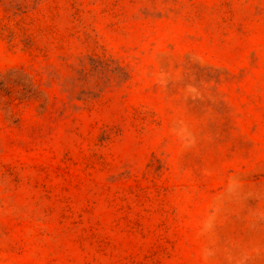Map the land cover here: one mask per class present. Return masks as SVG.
Segmentation results:
<instances>
[{
  "label": "rangeland",
  "instance_id": "1",
  "mask_svg": "<svg viewBox=\"0 0 264 264\" xmlns=\"http://www.w3.org/2000/svg\"><path fill=\"white\" fill-rule=\"evenodd\" d=\"M0 264H264V0H0Z\"/></svg>",
  "mask_w": 264,
  "mask_h": 264
}]
</instances>
